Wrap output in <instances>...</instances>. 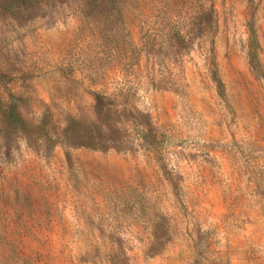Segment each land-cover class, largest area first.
<instances>
[{"label": "rangeland", "instance_id": "374dc122", "mask_svg": "<svg viewBox=\"0 0 264 264\" xmlns=\"http://www.w3.org/2000/svg\"><path fill=\"white\" fill-rule=\"evenodd\" d=\"M0 264H264V0H0Z\"/></svg>", "mask_w": 264, "mask_h": 264}, {"label": "trees", "instance_id": "16d2710c", "mask_svg": "<svg viewBox=\"0 0 264 264\" xmlns=\"http://www.w3.org/2000/svg\"><path fill=\"white\" fill-rule=\"evenodd\" d=\"M250 36H251L250 37L251 38V44L249 45L248 56H249V60H250L251 65L256 67V65H257V56H256V48L254 46V42L252 41V40H254V34H253V30L252 29L250 30ZM217 87H218L219 91L222 92V86H221V84L219 82L217 83Z\"/></svg>", "mask_w": 264, "mask_h": 264}]
</instances>
